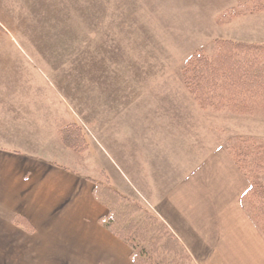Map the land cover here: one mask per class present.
Segmentation results:
<instances>
[{
	"label": "rangeland",
	"instance_id": "1",
	"mask_svg": "<svg viewBox=\"0 0 264 264\" xmlns=\"http://www.w3.org/2000/svg\"><path fill=\"white\" fill-rule=\"evenodd\" d=\"M246 4L247 0H0V33L21 36L18 46L34 62L35 99L42 95L50 101V140L45 144L77 159L82 174L108 181L126 194V118L157 111L180 136L169 141L174 155L169 163L182 166L190 159L197 164L217 146L231 155L240 139H249L255 145L245 144L244 153L255 164L248 168L244 155L240 165L245 166L248 185L254 182L253 189L264 192V167L259 168L264 166V109L251 114L203 110L182 82L184 61L196 50L209 53L214 40L264 45V11L248 12ZM152 68L166 83L162 91L144 88L155 77ZM24 70L19 71L21 79ZM43 85L45 91L39 94ZM154 101H164V106ZM71 123L78 124L89 141L81 153L67 149L59 139L58 130ZM243 202L251 214L248 201ZM253 206L264 233V199Z\"/></svg>",
	"mask_w": 264,
	"mask_h": 264
},
{
	"label": "crops",
	"instance_id": "2",
	"mask_svg": "<svg viewBox=\"0 0 264 264\" xmlns=\"http://www.w3.org/2000/svg\"><path fill=\"white\" fill-rule=\"evenodd\" d=\"M19 39L0 33V264H133L129 247L101 224L107 210L93 194L96 180L45 144L50 101L35 99L34 62ZM159 71L144 86L149 92L166 85ZM156 112L126 118L121 193L142 199L194 264H264V233L243 204L249 185L226 149L213 148L197 164L169 163V141L180 136Z\"/></svg>",
	"mask_w": 264,
	"mask_h": 264
},
{
	"label": "trees",
	"instance_id": "3",
	"mask_svg": "<svg viewBox=\"0 0 264 264\" xmlns=\"http://www.w3.org/2000/svg\"><path fill=\"white\" fill-rule=\"evenodd\" d=\"M245 10L263 12L264 0H247ZM182 82L203 110L226 109L234 114H251L256 108L264 109V45L214 40L209 53L196 50L184 61ZM58 136L62 145L73 152L81 153L89 147L83 129L76 123L61 127ZM239 142V147L231 150L230 156L248 177L239 160L245 155L248 168H253L254 159L244 153L243 147L255 143L249 139ZM255 185L250 182L244 200L248 201L252 208L250 215L259 224L253 204L264 199V192L255 191ZM93 194L107 210L102 226L129 247L133 264H192L190 256L166 224L139 200L123 195L108 181H94ZM13 222L31 231V226L22 217H14ZM261 229L264 231V227Z\"/></svg>",
	"mask_w": 264,
	"mask_h": 264
}]
</instances>
